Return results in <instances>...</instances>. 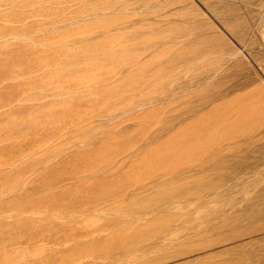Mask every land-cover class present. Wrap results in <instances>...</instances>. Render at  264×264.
Masks as SVG:
<instances>
[{"label": "rangeland", "instance_id": "rangeland-1", "mask_svg": "<svg viewBox=\"0 0 264 264\" xmlns=\"http://www.w3.org/2000/svg\"><path fill=\"white\" fill-rule=\"evenodd\" d=\"M0 264H264V0H0Z\"/></svg>", "mask_w": 264, "mask_h": 264}]
</instances>
